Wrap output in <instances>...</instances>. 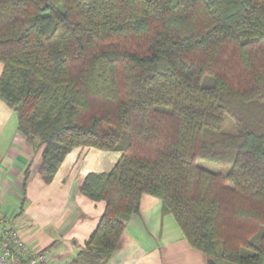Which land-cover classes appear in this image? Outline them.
<instances>
[{"label": "trees", "instance_id": "1", "mask_svg": "<svg viewBox=\"0 0 264 264\" xmlns=\"http://www.w3.org/2000/svg\"><path fill=\"white\" fill-rule=\"evenodd\" d=\"M0 66L23 193L117 156L82 175L105 209L70 264H108L144 195L215 264H264V0H0Z\"/></svg>", "mask_w": 264, "mask_h": 264}, {"label": "crops", "instance_id": "2", "mask_svg": "<svg viewBox=\"0 0 264 264\" xmlns=\"http://www.w3.org/2000/svg\"><path fill=\"white\" fill-rule=\"evenodd\" d=\"M72 152L55 180L45 184L33 175L23 193V172L32 149L18 133V119L0 100V235L5 227L20 234L29 251L44 254L45 264H70L97 229L105 204L79 192L83 173H108L117 156L90 150L78 162ZM210 259L193 249L172 215L161 202L144 195L140 212L127 224L108 264H209ZM20 264H29L21 258Z\"/></svg>", "mask_w": 264, "mask_h": 264}, {"label": "built area", "instance_id": "3", "mask_svg": "<svg viewBox=\"0 0 264 264\" xmlns=\"http://www.w3.org/2000/svg\"><path fill=\"white\" fill-rule=\"evenodd\" d=\"M21 258H26L29 264H45L44 254L33 253L18 231L5 227L0 235V264H20Z\"/></svg>", "mask_w": 264, "mask_h": 264}, {"label": "rangeland", "instance_id": "4", "mask_svg": "<svg viewBox=\"0 0 264 264\" xmlns=\"http://www.w3.org/2000/svg\"><path fill=\"white\" fill-rule=\"evenodd\" d=\"M2 72V66H0V75ZM206 169H208L211 172H215V173H222L225 174L228 172L229 170V166H219V165H213V164H202Z\"/></svg>", "mask_w": 264, "mask_h": 264}, {"label": "water", "instance_id": "5", "mask_svg": "<svg viewBox=\"0 0 264 264\" xmlns=\"http://www.w3.org/2000/svg\"><path fill=\"white\" fill-rule=\"evenodd\" d=\"M209 264H215V262L213 260H210Z\"/></svg>", "mask_w": 264, "mask_h": 264}]
</instances>
